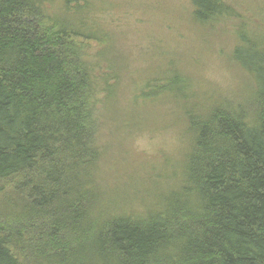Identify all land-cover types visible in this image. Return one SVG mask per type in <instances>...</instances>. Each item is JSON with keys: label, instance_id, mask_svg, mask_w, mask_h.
Returning <instances> with one entry per match:
<instances>
[{"label": "trees", "instance_id": "obj_1", "mask_svg": "<svg viewBox=\"0 0 264 264\" xmlns=\"http://www.w3.org/2000/svg\"><path fill=\"white\" fill-rule=\"evenodd\" d=\"M186 3L200 34L232 22L229 58L251 110L197 90L167 57L121 122L149 127L144 106H175L185 149L149 170L165 187L151 197L134 179L124 192L101 178L98 133L126 70L99 20L111 0H0V264H264V20L224 0ZM137 188L142 210L126 213Z\"/></svg>", "mask_w": 264, "mask_h": 264}, {"label": "rangeland", "instance_id": "obj_2", "mask_svg": "<svg viewBox=\"0 0 264 264\" xmlns=\"http://www.w3.org/2000/svg\"><path fill=\"white\" fill-rule=\"evenodd\" d=\"M157 1L159 0H111L113 9L99 18L102 25L108 28L109 41L116 44V53L124 56L125 63L122 65L126 68L119 71V78L116 79L119 88L116 99L117 103L119 99L120 105H117V111L107 112V121L101 126L105 132L99 130L101 132L98 133L99 143L106 152V171L101 178L104 188L109 186L107 191H113V187L120 185V190L133 192L130 183L129 188H125L124 184L134 179L141 191L147 190L152 197L154 184L157 190H165V187L157 185L156 180L150 177L149 170L162 172L165 162L181 159L185 139L171 125L176 118L174 105L161 103L157 106H144V114L141 112L143 115L151 112L157 117H154L155 123L147 124L149 127H146V123H137L134 128L121 126V122L126 121L125 112L127 114V109L131 108L129 99L132 98L134 88L147 78L155 76L161 67L163 70L167 57L175 60L174 56L180 60L177 65L180 72L183 75L189 74L197 90L207 86L212 93L224 97L214 96L215 101L226 99L231 103L232 110H235L233 104L238 105L243 112L251 110L250 104L245 106L246 102L242 103L249 97L245 87L246 76L233 66L229 58V51L234 43L232 22L219 23L214 32L200 34L193 30L195 27L192 24L190 28L187 22L189 13L186 0H161L164 4H159L158 7ZM224 1L234 4L242 16L247 18V23L256 18L264 20V0ZM258 4H261L263 11ZM251 5L254 6L249 10L248 6ZM154 7H157L155 14L149 11ZM111 118L113 120L109 121ZM138 189L135 200L126 196L129 207L125 209L126 213L130 209L142 210L137 199L144 193H140ZM116 195L115 198L120 196L121 191ZM118 207L120 208V204Z\"/></svg>", "mask_w": 264, "mask_h": 264}]
</instances>
